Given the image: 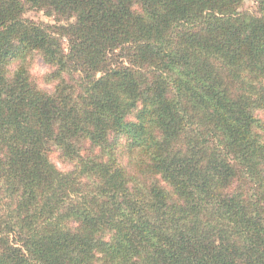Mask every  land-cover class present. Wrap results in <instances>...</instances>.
<instances>
[{
    "label": "trees",
    "instance_id": "16d2710c",
    "mask_svg": "<svg viewBox=\"0 0 264 264\" xmlns=\"http://www.w3.org/2000/svg\"><path fill=\"white\" fill-rule=\"evenodd\" d=\"M244 1L0 0V264H264V0Z\"/></svg>",
    "mask_w": 264,
    "mask_h": 264
},
{
    "label": "rangeland",
    "instance_id": "374dc122",
    "mask_svg": "<svg viewBox=\"0 0 264 264\" xmlns=\"http://www.w3.org/2000/svg\"><path fill=\"white\" fill-rule=\"evenodd\" d=\"M256 8H257L256 0H245L242 7H241L242 10H250V11H255ZM26 16L28 18H31V19H34L37 21L54 22L53 18L46 16L43 11L30 10V11L26 12ZM49 70H51V67L43 61L41 56L36 55L33 58L32 69H31V73H32L33 78L37 81V83L43 89L51 91V90H53V86L50 84H47L44 81V75ZM51 159L57 165V167L61 170H64V171L71 170L73 167L70 163H67V162L61 160L59 157V154L55 151H53L51 153Z\"/></svg>",
    "mask_w": 264,
    "mask_h": 264
}]
</instances>
